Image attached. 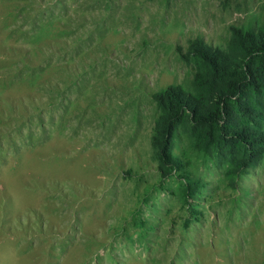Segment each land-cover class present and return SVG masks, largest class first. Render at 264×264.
<instances>
[{"label":"rangeland","instance_id":"obj_1","mask_svg":"<svg viewBox=\"0 0 264 264\" xmlns=\"http://www.w3.org/2000/svg\"><path fill=\"white\" fill-rule=\"evenodd\" d=\"M263 15L264 0H0V264H264V158L198 166L183 228L150 147L151 94L191 79L179 52Z\"/></svg>","mask_w":264,"mask_h":264},{"label":"trees","instance_id":"obj_2","mask_svg":"<svg viewBox=\"0 0 264 264\" xmlns=\"http://www.w3.org/2000/svg\"><path fill=\"white\" fill-rule=\"evenodd\" d=\"M179 54L191 79L151 94L150 147L159 181H172L188 213L187 228L206 186L198 166L227 164L238 175L264 158V15L254 26H233L224 46L195 37Z\"/></svg>","mask_w":264,"mask_h":264}]
</instances>
